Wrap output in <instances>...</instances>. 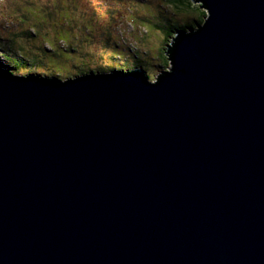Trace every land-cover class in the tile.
<instances>
[{"label":"water","instance_id":"water-1","mask_svg":"<svg viewBox=\"0 0 264 264\" xmlns=\"http://www.w3.org/2000/svg\"><path fill=\"white\" fill-rule=\"evenodd\" d=\"M195 1L154 85L0 70V264H264V0Z\"/></svg>","mask_w":264,"mask_h":264},{"label":"clouds","instance_id":"clouds-1","mask_svg":"<svg viewBox=\"0 0 264 264\" xmlns=\"http://www.w3.org/2000/svg\"><path fill=\"white\" fill-rule=\"evenodd\" d=\"M70 6L74 8L78 17L75 35H80L83 25L94 34L105 32L114 39L116 29H119L121 36L127 37L132 35L137 27L168 22L174 16L169 0H0V47L4 46L5 40L13 41L14 44L19 43L15 36L28 26L25 16L34 8L40 9L49 17V23L43 26L40 33L43 43L50 44V41L66 43L70 36L61 33L65 24H71L64 19ZM32 18L35 19V16ZM201 25L196 24V28ZM128 26H131L133 32L127 30ZM32 30L36 31L35 28ZM116 42L119 43L120 40L117 39ZM32 43L38 44L39 41ZM170 66L171 64L168 67ZM149 83L154 85L156 81L152 79Z\"/></svg>","mask_w":264,"mask_h":264},{"label":"trees","instance_id":"trees-1","mask_svg":"<svg viewBox=\"0 0 264 264\" xmlns=\"http://www.w3.org/2000/svg\"><path fill=\"white\" fill-rule=\"evenodd\" d=\"M169 2L174 6V9L176 10L173 12L174 16L178 14L179 11L186 10V12L189 13L193 12L195 16H197L198 18V21L196 22L197 26L205 22V17L208 14V11L205 8H202L203 5L202 2H197L195 0H169ZM189 8L191 9V11L189 10ZM43 15H46V13L42 12L36 14L35 15L36 21H40L41 18L43 20L44 19ZM173 17L170 21H168V24L170 26V32L166 31L167 25L165 22L152 24L158 28H161L163 31H165L166 34L164 38L165 46L162 48V51L165 53V54L163 53V55L166 57V59L165 58L164 59L167 60V62L164 64V67H166V65H170L169 58L166 54L167 46L170 43H172L173 39L176 36H178V34H181L182 32H186L188 31V29L196 28L195 25L192 23H182L181 21H175L174 20L175 17L174 18ZM65 19L66 21H68L67 17ZM25 20L28 21L29 27H27L26 29L24 27L22 29L24 39L17 40L15 38L16 41H19V43L16 44H14L13 41L5 40L4 46L0 47V70L12 74L13 76L27 75L29 73L39 74L38 73L39 68L35 69L36 66H58L57 63L58 61L61 60L60 58L62 57L56 54L57 53L56 47L59 48L65 47V50L70 52V57L64 59L65 62L69 61L70 63H72V61H74L75 59L78 60L80 59L79 61H82L81 64H75L76 62L72 64H75V66H97L96 71H100V72H110L113 70L133 71L136 69L143 68L142 66H144L142 63L136 61L137 59H134L136 58L135 53L132 56H128L126 54L123 55V53H125V47L118 48L119 47L118 45H116V47L113 48L110 54L104 53L102 55V58L99 56V54L96 56V53L92 48L91 40H88L87 42L85 40L87 39V36L89 35L92 36L97 44H99V42L100 43L103 42L110 46L117 42L112 36L108 35L105 32L94 34L86 27H82V28H84V30L87 31V36H81L80 38L74 37V40H76L75 42H73V39H67L66 43H62L59 41H50V44H47L48 48L44 49V46L41 47L39 44H36V47L34 49H29L27 48L28 46L27 42L30 41L32 38L37 40L38 39L42 40L40 33L43 30V28L41 27L39 28L37 24L30 25L31 22L33 21L30 18L26 17ZM69 25L70 24H66V26ZM33 28L36 29V31H34V35L31 32ZM101 35L103 36V39H101ZM96 38H98V41L96 40ZM48 54L51 56V60H52L51 63L50 61L48 63H43L41 59H44V56ZM38 59L41 64L40 63L38 64L37 62ZM67 66H69V64ZM103 66H110V67L104 68ZM90 70L91 69H86L84 73H87ZM84 73L82 72V74Z\"/></svg>","mask_w":264,"mask_h":264},{"label":"rangeland","instance_id":"rangeland-1","mask_svg":"<svg viewBox=\"0 0 264 264\" xmlns=\"http://www.w3.org/2000/svg\"><path fill=\"white\" fill-rule=\"evenodd\" d=\"M170 3V2H169ZM195 4V3H194ZM198 4V3H197ZM171 6V10L172 12L176 11L174 9V6L170 3ZM189 10L191 11V9L189 8ZM43 11H41L40 9H32L31 13L26 15L25 18H30L33 21L31 22L30 25L32 24H37L39 26V28H43L44 25L49 23V17L46 15L44 16V19L40 21H36V19H33L32 16L38 14V13H42ZM65 16L68 18V21L71 22V24L69 26H64V30L63 33L61 34H67V36H70V39H73V42H75L76 40H74V37H78L80 38L81 36H87V31L84 30L83 25H81L82 31L80 32V35H75L74 32L76 31L75 25L77 23L78 17L75 14V10L72 6L69 7V9L66 11ZM64 16V19L66 18ZM175 17V18H174ZM174 20L175 21H181L182 23H192L196 26V22L198 21L197 16H195V14L193 12L189 13L186 12V10H182L179 11L178 14H176L174 16ZM66 20V19H65ZM195 21V22H194ZM95 24V21H92ZM167 27H166V31L170 32V26L168 24V22H165ZM29 25V24H28ZM37 26V27H38ZM203 26V24L201 25ZM29 27V26H27ZM25 27V29L27 28ZM129 32H133L131 26H128L127 29ZM194 30V29H191ZM195 30H198V28H196ZM189 31V30H188ZM32 34L34 35V31H32ZM86 32V33H85ZM116 39L115 41H117V39L120 40V43H114L113 45H108L106 43L103 42H99V44H97L92 36H87L86 42L88 40H91V44H92V48L94 50V52L96 53V56L99 54V56L102 58V55L104 53L110 54L111 51L113 50V48L116 47V45H118V48L121 47H125V53L128 56H132L135 53L136 61L142 63L144 66L143 69L147 71V74L150 77V80L157 78V76L163 71V70H167L169 69V65H166V67H164V64L167 62L166 57L163 55V51L162 48L165 46L164 45V38L166 36L165 31H163L161 28L156 27L155 25L149 24V25H145L143 27H137L132 35H129L127 37H123L120 34L119 29L115 30L114 33ZM100 37V36H99ZM98 37V38H99ZM15 38L18 40H23L24 36H23V30L20 31L18 34H16ZM98 38H96V40L98 41ZM33 41H39V45L42 47L44 46L45 48H48L47 44L42 43V40H37L32 38L30 41L27 42L28 46L27 48L29 49H34L36 47V44L32 43ZM61 47V46H60ZM57 49V55H59L61 60L58 61V66H36L35 69H38V73L42 74L43 76H48V77H56L62 80L68 79V78H73L74 76H79L82 74V72L84 73L86 71V69H91L96 71L97 66H75V64H81L82 61H79L78 59H75L74 61H72V63L76 62L75 64L70 63L69 61H66L64 59L70 57V52L65 50V47H56ZM165 54V53H164ZM162 56V57H161ZM165 58V59H164ZM41 61L43 63H48L50 61L51 63V56L48 54L46 56H44V59H41ZM95 61V60H94ZM97 61V60H96ZM38 64L39 59L37 60ZM41 64V63H40ZM69 64V66H67ZM32 67V66H30ZM104 68H109L110 66H103ZM33 69V68H32ZM41 71V72H39ZM82 71V72H81Z\"/></svg>","mask_w":264,"mask_h":264}]
</instances>
